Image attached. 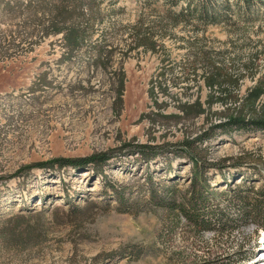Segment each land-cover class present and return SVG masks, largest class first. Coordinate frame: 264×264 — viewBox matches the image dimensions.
Masks as SVG:
<instances>
[{"label": "rangeland", "instance_id": "1", "mask_svg": "<svg viewBox=\"0 0 264 264\" xmlns=\"http://www.w3.org/2000/svg\"><path fill=\"white\" fill-rule=\"evenodd\" d=\"M79 1L93 30L69 58L63 34H45L54 5L0 6V43L27 37L0 53V264H260L264 217L242 220L234 195L264 191V131L227 124L264 122V0ZM195 104L204 114L182 113ZM197 139L224 218L210 230L171 204L191 198L178 146ZM165 144L148 163L133 152ZM108 152L102 169L42 167Z\"/></svg>", "mask_w": 264, "mask_h": 264}, {"label": "trees", "instance_id": "2", "mask_svg": "<svg viewBox=\"0 0 264 264\" xmlns=\"http://www.w3.org/2000/svg\"><path fill=\"white\" fill-rule=\"evenodd\" d=\"M97 1V0H96ZM96 1L89 0L88 2L91 3V5H95ZM44 4L52 6L54 5L56 9V14L49 18V27L46 31V36L48 33L49 35L53 34H63V40H64V48L67 50V57H71L75 52L79 51L84 45L86 44V37L90 34V31L93 30V28L87 23L88 21L85 19L86 15L83 13L85 12L84 5L85 1H79V0H0V6L5 11H10L12 14L20 13V15L23 13H26V16H32L35 14H32V11H35L37 8L36 5ZM178 4V1H176L175 5ZM190 5V4H189ZM40 6V5H39ZM179 17H176L175 20L178 21ZM1 35V34H0ZM44 35V34H43ZM1 37H6L5 35H2ZM137 41H136V48L140 47H149L152 50H155L157 48V44L153 41V38H143L136 35ZM19 39V42L17 41ZM27 37L20 32H14L10 31L8 35L7 41L5 43H0V53L3 51L8 52L10 49L16 50L23 46L24 42L26 41ZM35 43H32L31 45H34ZM4 45V46H3ZM95 48V47H94ZM105 49L103 47L100 48V53H103ZM111 53L107 51V60L111 58ZM102 55L99 58V61L105 60ZM97 62V63H98ZM118 76V82L119 87L116 89L117 100L118 103H122L121 97L125 91V76L124 74H119ZM38 83L48 84L46 81L45 74L41 75L38 79ZM37 83V84H38ZM50 85V84H48ZM260 92H264V89H260ZM182 113L186 115L187 117L192 116V113H196L195 116H200L201 114H204L203 110L201 109L200 104H195L192 106H184L182 107ZM238 118H241L239 116ZM229 124L227 125H234L240 128L241 131H253V130H261L264 131V122L263 121H253V123L245 124L241 122H235L234 120H228ZM243 122V121H242ZM242 125H241V124ZM199 140L200 144H195V141L192 142L185 141L184 144H180L178 147H182L179 149L182 151L183 155L180 157L186 158L188 163L191 165V173H193V179H192V194L191 198L187 205L182 204H175L174 200H171L172 210L173 211H180L184 214L185 219H188L193 225H196L199 229L204 230H210L212 226L216 223L212 222V217L217 218L218 225L223 224V214L219 211L217 204H214L213 202L216 200V198L219 196V193L211 191L212 188L210 186V181L207 178L206 170L210 166V164H207V160L203 158L205 155V149L202 148V141L203 139H197ZM168 145L165 144L163 147L160 146H135L133 147V152H136L142 156V158L145 160L146 163L152 160V158L156 157L157 154L161 152L164 148H166ZM132 147V146H129ZM128 147V148H129ZM174 146H172L173 148ZM175 147H177L175 145ZM132 150V148H131ZM119 152V151H118ZM178 153V152H177ZM114 154L112 153H102L100 155H94L91 157H88L87 159H57L51 161L49 164H42V167H46L48 165H51V167L58 166L59 168H79V167H87V166H93L96 169H102V167L107 164L112 158ZM215 168L220 169V172L226 168V166L222 167L221 165L214 164ZM33 167H27V170H31ZM26 170V171H27ZM23 173L22 171L20 174ZM225 177V176H224ZM223 177V178H224ZM233 175L230 174V178L232 179ZM7 179V178H6ZM250 178L243 176L242 174V181L243 180H249ZM7 180H11V178H8ZM227 181V178L225 177V180ZM227 185V184H226ZM228 186V185H227ZM155 192V191H154ZM124 193L121 192L120 194V200L123 203L124 206L129 205V201L124 200ZM234 200L236 199L237 202L242 204V211L240 212V217L243 218L242 220H250L253 222H257V220H261V218L264 217V191H256L254 187H250L248 191L240 190L238 192V195H234ZM168 203V202H167ZM164 204V203H163ZM169 206L171 205L168 203ZM224 225V224H223ZM223 228L225 226H222Z\"/></svg>", "mask_w": 264, "mask_h": 264}, {"label": "built area", "instance_id": "3", "mask_svg": "<svg viewBox=\"0 0 264 264\" xmlns=\"http://www.w3.org/2000/svg\"><path fill=\"white\" fill-rule=\"evenodd\" d=\"M264 239L262 240L261 247L264 249ZM260 264H264V254H261V258L259 260Z\"/></svg>", "mask_w": 264, "mask_h": 264}, {"label": "bare ground", "instance_id": "4", "mask_svg": "<svg viewBox=\"0 0 264 264\" xmlns=\"http://www.w3.org/2000/svg\"><path fill=\"white\" fill-rule=\"evenodd\" d=\"M261 250V249H260ZM264 251V250H263ZM263 251H261L260 253H262Z\"/></svg>", "mask_w": 264, "mask_h": 264}]
</instances>
